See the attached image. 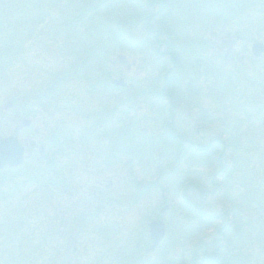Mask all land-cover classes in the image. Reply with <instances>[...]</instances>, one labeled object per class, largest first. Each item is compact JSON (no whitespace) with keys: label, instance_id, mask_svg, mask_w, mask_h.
Instances as JSON below:
<instances>
[{"label":"rangeland","instance_id":"1","mask_svg":"<svg viewBox=\"0 0 264 264\" xmlns=\"http://www.w3.org/2000/svg\"><path fill=\"white\" fill-rule=\"evenodd\" d=\"M118 1L98 0L101 21L119 8L129 13L126 0ZM165 1L169 39L185 59L169 72L173 117L194 122L186 129L190 139L198 123L204 143L215 135L231 139L225 186L207 202L236 205L243 232L264 235V52L252 53L254 43L264 44V0ZM38 2L0 0V134L27 141L33 150L25 164L0 169V264H168L160 259L166 246L167 259L183 250L177 234L169 237L168 220L180 221L174 214L183 200L176 187L188 174L215 171L218 157L213 150L195 157L189 145L178 153V141L165 135L164 106L149 101L159 100L149 89L159 85L169 62L136 47L145 39L140 22L120 34L109 23L85 25L90 12L80 17L86 8H78V0ZM68 25L93 47L82 39L69 42ZM120 78L127 83L122 88L115 84ZM104 106L106 113L115 109L105 123L110 137L97 140L102 122L93 123L104 120L95 117ZM155 154L158 167L151 172ZM159 168L177 173L162 181ZM155 181L161 183L149 187ZM172 205L176 211L169 215ZM150 216L167 225L160 246L149 238ZM258 243L250 264H264Z\"/></svg>","mask_w":264,"mask_h":264},{"label":"trees","instance_id":"2","mask_svg":"<svg viewBox=\"0 0 264 264\" xmlns=\"http://www.w3.org/2000/svg\"><path fill=\"white\" fill-rule=\"evenodd\" d=\"M29 1L30 0H28V2ZM38 1L41 0H32L33 5L37 4L38 6H41L42 4ZM123 1L125 0H119L118 2L122 4ZM25 2L27 3V1ZM69 2H73V0H69ZM125 3L129 5V13L127 11H123L122 8H119L117 10L118 14L114 12L113 15L108 18L109 20L103 19L102 21L100 20L102 14L101 11H99V6H101V4L98 3V0H78L77 6L78 8L79 5L86 8L80 12V17H83L88 11L90 12L88 16L86 15L85 18L83 17L85 25L89 23L96 25L109 23L108 28H115L114 30L120 34H125L127 28H133L132 26L134 23L140 22L139 25L142 24L145 30V39L141 42V44L137 45L142 50L151 51L153 55L165 58L166 61L168 60L170 62V67L168 69L169 72L174 71L172 69L174 61L176 64L178 61V64L181 63L184 65V56L181 57L178 50H176L177 45L175 41L170 40L168 36L170 30L166 27L164 18V13L167 11L166 1L126 0ZM110 6L112 7V5ZM64 12L66 13V10H64ZM77 18L79 17L77 16ZM84 22L82 23L84 24ZM77 24L81 23L77 21L75 25ZM69 30H71V33L67 36L69 37L68 39H75V41H80L82 39L87 46L93 47V44H90V41L87 37H84L83 33L82 37L79 38L80 34H77V26L74 28H71L69 25L65 27L63 26V31ZM89 30L93 31L95 28L93 27ZM33 33L34 32L31 34ZM142 43L144 47H141ZM89 51L91 50H88L87 53ZM89 54H93V50L92 52H89ZM177 69L178 65L176 70ZM169 72L165 82V88L168 92V96L170 95V99L172 100L175 93L173 92L174 87L170 82V80L173 81V78L171 75L169 77ZM168 87L171 90L170 93ZM172 109L173 106H165L162 117L165 118L166 115L169 116V118L165 119V121L170 120L168 127L172 136L168 138L178 141L177 152L181 153L186 149V146L189 145L190 147L192 146L195 157H198V154H200L203 158L209 155V151L213 150L212 152L218 157L215 167L219 164L220 165L215 171H210L207 174H204V172V176L200 175L197 177L194 174H188L185 176L183 183L179 187H176L178 195L181 193V190H183L181 193V198L183 200L179 203L178 212L174 214V218L180 221L173 222L168 220V228L169 237L177 234L176 241L180 243L179 246H183V250L177 258H174L173 256L175 255H173L167 259L170 250L168 249V246H166L167 249H165V252L161 254L160 259L168 264H250V260H252L253 257L254 241L259 242L258 244L260 245L261 251H264V235L261 234L256 237L252 234L243 232V215L240 214L236 205L223 204L224 206L222 207H216L207 202L209 200V196L212 199H214V197L218 198L225 186L224 183L227 178L226 170L228 168L224 162V153L229 147L231 148V139L215 135L214 137H210L209 141L211 144L202 142L201 139L204 137L203 129L199 123L196 124L199 120L197 121V118L194 117L193 119H195L196 125L193 137L190 139V133H187L186 129H188V127H194V122L185 123L182 118L175 119L172 114ZM216 142H219L220 144H215ZM214 144L218 147V149L213 146ZM175 159L177 160L178 157ZM234 169H238V167L234 165ZM175 173H177V169L173 170L169 174L162 172L159 176H162V181H164L166 179L169 180V178H171V174ZM201 178H206V181ZM160 183L161 181L151 182L149 187L157 186ZM205 183L207 185H205ZM191 188H198L192 190L194 196L190 195ZM218 201H220V198ZM175 211L176 210L172 205L171 210H168V214L170 215V213H174ZM209 229H212V231L207 232ZM188 232H190L191 235L186 237Z\"/></svg>","mask_w":264,"mask_h":264},{"label":"water","instance_id":"3","mask_svg":"<svg viewBox=\"0 0 264 264\" xmlns=\"http://www.w3.org/2000/svg\"><path fill=\"white\" fill-rule=\"evenodd\" d=\"M227 43L230 46L232 41L228 40ZM252 51L255 56L259 57L264 52V45L255 43ZM118 57L126 62L124 55H119ZM26 122L29 124L28 121ZM31 156L32 152L26 142L15 136L4 137L0 134V169L18 167L24 164ZM150 229L153 247H156L162 241L166 227L162 220H158L151 224Z\"/></svg>","mask_w":264,"mask_h":264},{"label":"flooded vegetation","instance_id":"4","mask_svg":"<svg viewBox=\"0 0 264 264\" xmlns=\"http://www.w3.org/2000/svg\"><path fill=\"white\" fill-rule=\"evenodd\" d=\"M126 66H127V64H126ZM84 67V63L82 62V64H81V67L80 68H83ZM78 72L79 71H76V72H73V75H77L78 74ZM71 75V74H70ZM167 75H168V72H165L164 74H163V76H160L159 78H158V81H159V85L158 86H156L155 88H151V89H149V91H152V92H154V94H152V95H154V100H155V98L157 97L159 100H155V101H151L152 100V98H153V96H150V98H149V101L150 102H152V103H154V102H158L159 103V105H160V101H161V105L163 106V105H168V106H170V95L168 96V92L166 91V88H165V82H166V79H167ZM60 79H64L63 77H61ZM59 78H58V80L57 81H59L60 80ZM122 81H123V78H120ZM119 79V80H120ZM85 80H86V82L88 83V81H87V79L85 78ZM111 80H113V82H114V79H112L111 78ZM97 82H98V84H97ZM97 82H92V84H91V86H93L94 84H97L96 86H102V85H104V83H105V81L103 80V81H101V82H99V81H97ZM124 84V83H123ZM122 84V86H116V87H119V88H122L123 86H125L127 83H125V85H123ZM119 88H117V89H114V95L115 96H117V97H119L117 94H118V89ZM46 90H47V88H46ZM116 93V94H115ZM170 93V92H169ZM149 95H150V93H149ZM162 97V99H160ZM104 105H105V103H104ZM106 106V105H105ZM104 106V110L102 109V110H99V111H97L96 112V114H95V117H98V118H102V119H104L103 121H99V120H97V119H95V121H94V126L96 125V124H99V123H101L99 126H97L98 127V133L95 135V139H97V140H103V139H106V138H109L110 137V135H108V133H105V132H107V129H106V127H105V125H107V124H105L106 123V120L108 119V118H110L111 117V114L112 113H114V110H113V108L110 106V108H109V112L108 113H106V107ZM160 107V106H159ZM139 106H136L135 108H131V110L136 114V116L138 115V113H139ZM120 109H122V112H123V107L122 106H120ZM136 110H138V111H136ZM106 116V118H104ZM85 117H86V119H91V114H86L85 115ZM29 122V124H28V126L31 124V121H28ZM111 124V123H110ZM168 124H169V121L165 124V129L167 130V132H169L168 131ZM112 125V124H111ZM88 126H92V125H86L85 127H84V129L86 128V127H88ZM111 129L112 130H116L115 129V127L114 126H112L111 127ZM142 133H144V132H142ZM170 133V132H169ZM115 139H118L119 137H117V136H114V135H112ZM88 139H90V141L92 140L91 138H88ZM112 146H113V148H112V150H113V152H118V146H116L114 143H112ZM111 151V150H110ZM41 156H43V155H41ZM113 159V158H112Z\"/></svg>","mask_w":264,"mask_h":264}]
</instances>
